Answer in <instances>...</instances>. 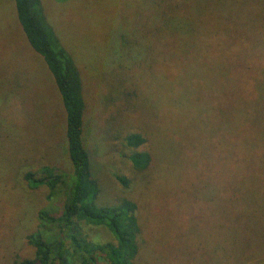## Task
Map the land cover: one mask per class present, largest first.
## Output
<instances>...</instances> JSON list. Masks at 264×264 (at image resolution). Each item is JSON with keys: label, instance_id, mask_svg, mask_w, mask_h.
Wrapping results in <instances>:
<instances>
[{"label": "rangeland", "instance_id": "1", "mask_svg": "<svg viewBox=\"0 0 264 264\" xmlns=\"http://www.w3.org/2000/svg\"><path fill=\"white\" fill-rule=\"evenodd\" d=\"M42 5L84 80L100 201L127 196L140 207L135 264H264V169L256 170L264 160L225 151L226 140L237 146L240 124L251 131L256 103L264 102L246 93L239 102L232 77L251 52H259L256 63L264 67V0ZM148 20L151 54L133 34ZM159 52L168 64L160 65ZM258 74L248 77L249 90L264 86ZM129 133L146 142L128 145ZM137 150L150 152L149 168L133 166L128 156ZM43 166L68 178L73 172L62 97L26 37L16 0H0V264L34 256L28 235L38 230L40 211L58 213L65 200L68 189L50 200L49 186L25 179ZM92 236L113 239L105 227L93 228Z\"/></svg>", "mask_w": 264, "mask_h": 264}, {"label": "trees", "instance_id": "2", "mask_svg": "<svg viewBox=\"0 0 264 264\" xmlns=\"http://www.w3.org/2000/svg\"><path fill=\"white\" fill-rule=\"evenodd\" d=\"M16 9L30 45L45 60L61 94L66 114L68 154L73 172L69 173L71 177L68 178V173L57 172L51 166H43L25 173V179L31 186H49L50 200L66 194V189L68 193L58 213L47 208L40 211L38 230L28 235L29 243L35 248L34 256L22 258L14 264H52L54 261L71 264V256L80 264H103V259L108 264H135L142 232L138 211L140 207L127 196L112 203L100 201L101 188L87 145L89 120L85 84L75 58L49 21L42 0H16ZM135 27L133 34L137 33L139 38L137 47L151 54L154 50L150 40L154 31L152 22L144 21ZM251 54V57L240 62L239 73L232 76L237 82L235 86L238 88L239 102L244 93L253 97H264V86L258 88L255 85L256 89H248V77L257 73L264 76V67L256 63L260 57L259 52ZM158 58L160 65L168 64L171 60L160 52ZM153 60L156 61V58ZM180 72L176 75L179 76ZM263 103H256L257 113H253L254 116L249 122L252 125L251 131L248 132V125L239 123L241 137L237 140V146L230 139L226 140V153L236 151L238 159L264 160ZM126 140L128 145L138 147L146 142V137L141 133H129ZM128 157L133 166L141 170L149 168L152 159L150 152L146 150H137ZM260 169L263 170L264 166L256 168L259 172ZM117 178L124 186H129L126 176L118 175ZM95 227L107 228L113 239L95 241L92 236Z\"/></svg>", "mask_w": 264, "mask_h": 264}]
</instances>
